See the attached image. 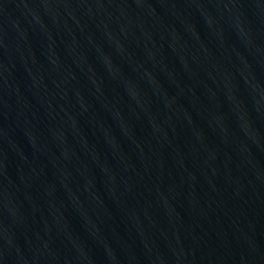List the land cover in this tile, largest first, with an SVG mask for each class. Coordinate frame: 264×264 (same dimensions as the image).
<instances>
[{"label": "water", "instance_id": "1", "mask_svg": "<svg viewBox=\"0 0 264 264\" xmlns=\"http://www.w3.org/2000/svg\"><path fill=\"white\" fill-rule=\"evenodd\" d=\"M0 264H264V0H0Z\"/></svg>", "mask_w": 264, "mask_h": 264}]
</instances>
